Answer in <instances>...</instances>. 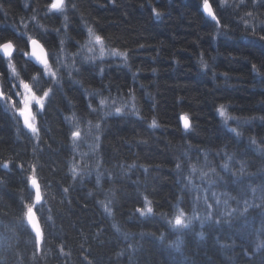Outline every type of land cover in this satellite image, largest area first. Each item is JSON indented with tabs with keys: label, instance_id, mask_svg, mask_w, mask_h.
Returning <instances> with one entry per match:
<instances>
[{
	"label": "trees",
	"instance_id": "obj_1",
	"mask_svg": "<svg viewBox=\"0 0 264 264\" xmlns=\"http://www.w3.org/2000/svg\"><path fill=\"white\" fill-rule=\"evenodd\" d=\"M22 1L0 0V42L13 39L23 49L27 40L26 36L18 37L19 30L44 36L47 48L55 53L60 39L55 29H60L61 36H68L70 56L78 50L76 42L84 44L87 39L86 22L109 47L127 51L128 62L124 66L114 59L95 65L77 63L81 73L71 79L65 76L46 112L38 117L42 131L36 143L0 108V162L11 161L12 169L0 167V264H88L85 254L91 264H264V249H256L258 237L264 239V208L251 207L240 215L244 199L261 203L253 198L248 185L264 183V172L260 171L264 156L250 144L252 137L264 142V121L260 119L264 117V41L250 34L246 37L240 23L245 10L220 12L216 0H210L222 25L228 26L219 28L224 38L217 35L215 22L202 14V0H73L76 8L69 4L66 29L63 16L46 15L48 0ZM153 9L161 13L159 18ZM261 13L264 6L256 14ZM33 15L38 22L31 19ZM41 24L50 31L45 33ZM201 56L208 68H202ZM16 63L30 80L35 70L29 67L24 71L22 53ZM254 64L257 72L253 71ZM0 72L9 74L6 62L0 63ZM77 79L80 83H73ZM6 88L10 83L6 82ZM85 89L99 91L113 101H129L131 108L134 103L142 118L113 113L103 128L98 153L90 155V160H77L70 139L71 127L75 126L65 117L75 112L82 133L89 136L87 121L95 123V114L90 115L88 104H99L95 96L86 95ZM220 105L238 118L242 137L236 138L223 126L217 112ZM182 114L188 115L193 130H182ZM153 118L159 128L148 126ZM238 120H229V127H236ZM245 120L249 123H243ZM80 149L86 152L85 144L80 143ZM205 150L222 178L211 187L199 179L194 183L200 186L201 197L208 189L214 220L203 228L200 222H194L184 235L182 250L177 252L169 247L176 234L159 214L172 213L178 201H182L186 215L192 214L197 193L185 188L187 159L202 164ZM226 153L235 154L232 170L236 176L220 167ZM177 158L185 159L183 173L176 169ZM240 161L253 175H240ZM21 162L25 169L37 164L38 178L50 185L45 190L41 221L47 243L36 260L34 234L21 225L22 188L24 197L28 196V173L17 167ZM74 163L85 172L91 170V176L83 182L73 181L70 169ZM84 163L89 164L87 169ZM97 171L102 174L100 186ZM65 187H69L68 193H64ZM110 190L115 192L112 217L98 203ZM213 191L234 197L229 206L240 211L222 217L224 206H215ZM145 196L152 200L155 216L140 217L135 211L143 206ZM196 207L199 215L209 211L202 200ZM217 218L220 224L215 223ZM114 223L120 225V233L114 230ZM200 232L203 239L198 236ZM123 233H129V238L125 239ZM61 245L66 255L61 254Z\"/></svg>",
	"mask_w": 264,
	"mask_h": 264
},
{
	"label": "snow or ice",
	"instance_id": "obj_2",
	"mask_svg": "<svg viewBox=\"0 0 264 264\" xmlns=\"http://www.w3.org/2000/svg\"><path fill=\"white\" fill-rule=\"evenodd\" d=\"M69 4L75 9L76 4L73 3V0H48L46 3V15L51 14L52 16H63L64 28H67V22L69 20L68 16V7ZM251 5V10L249 9ZM264 6V0H234L233 3H228L227 0H221V7L224 9L231 8L235 13L237 10L244 9V15L241 17V21L244 23L246 37L250 34L253 37H258L259 41H264V13L257 15L259 8ZM203 12L206 14L207 18H210L211 21L215 22L217 29L224 27L227 28V25H222L221 19L217 9H214L210 0H202ZM153 13L156 18L161 16V13L156 9H153ZM247 17L248 19H245ZM33 21L38 22L37 15H33L31 18ZM39 27L47 33L50 31L45 25H39ZM27 28V25H25ZM85 28L87 31V42L82 44L80 41H77V52L72 53L71 63L67 62L68 58V49L66 47V40L68 39L67 34L64 36L60 35V29H55L56 34L59 39V51L54 54L51 50L47 48V42L44 36L40 35H30L27 32H17L19 38L23 39L27 37V42L24 45V48L21 49L13 39H6L0 42V63L6 62L9 74L5 76L4 73L0 72V108H3L5 111H11L14 115V118H17V124H19L20 119L23 121V125L28 129L34 139L39 141L41 139L42 128L37 123L38 117L42 116L46 110L48 104L51 102V99L59 87H62L63 80L65 76L69 79L73 77L74 74H80L81 68L77 67V63H88L91 62L95 65L96 60L104 61L107 57H120L125 64L128 62V53L127 51H121L116 47H109L106 44V39L98 34L97 30L89 26L85 22ZM220 31L217 32V35H223ZM99 48V53L96 54V47ZM87 48L88 53L92 55L85 56L81 61H78L80 57L81 50ZM23 54L25 57V67L24 71L27 72L28 68H33L34 74L31 76L30 80L26 79L21 70L19 69L16 59L17 56ZM201 66L202 68H208V63L201 56ZM102 71V69H101ZM253 71L257 72V66L253 65ZM6 82L11 84V88H6ZM73 83H80V81L73 80ZM83 87V85H81ZM87 96H98L99 97V106L94 107L93 103L90 101L88 107L90 109V115L95 114V123L92 119L87 121L88 124V134L94 136L96 143L89 144L90 152L77 153V149L80 147V141L82 137V131L79 127L80 120L77 118L76 113L73 112L71 116L65 117V120L68 122H73L75 130L71 131L70 139L72 141V151L74 154H78L83 159L84 157L95 156L101 145V135L103 128L107 123V118L113 115V110L108 108L109 97H105L99 91H89L85 89ZM133 101L135 100V95L132 94ZM115 105V101H113ZM128 107L127 104L114 107L115 115H121L125 113V109ZM107 109V110H106ZM217 112L222 118L223 126L227 129L228 132L234 133L236 138L243 136V132L240 129V122L237 117L229 115L226 106L220 105L217 108ZM131 114L136 115L137 117L142 118V114L136 109L135 104L133 103L131 108ZM180 119L183 121V126L186 132L193 130V126L190 123L189 117L187 114H182ZM255 119V118H253ZM264 121V117H260ZM229 120H238L236 127H229ZM243 123H249L245 120ZM152 129L160 127L158 121L153 118L148 125ZM93 129L95 130L93 132ZM19 130V129H18ZM264 143V142H261ZM261 143L257 142L255 137L250 139V144L255 146L254 150L257 151L260 155L264 156V147L261 146ZM191 147V146H189ZM203 163L201 164L199 160L196 163H192L189 157V152L184 153V158L187 159L188 173L184 177L187 180L185 188L189 191H195L197 193L196 201L193 204L192 215L186 216L185 209L183 208L182 201H178L176 205L173 206L172 213H160L159 215L163 220H165L173 233L176 234V239L173 240L169 247L175 249V251L180 252L184 244V235L186 231H190L193 225V221H199L201 227L207 223L211 224L214 220V213L211 211L214 205L209 203V197L207 196L208 189H204L205 195L201 197L200 192L201 188L198 184L194 183L196 179L206 182L210 187L215 185L218 179L222 178L217 168L213 165L212 161L209 158L208 151L203 153ZM235 154L229 155L225 154L223 158L224 162L220 167L224 172H232L233 176H236V171L232 170V161L234 160ZM185 159L177 158L176 169L178 172L183 173L185 168ZM11 161L0 162V167L6 171H11L10 168ZM240 175H253L252 173L246 172V167L243 161H240ZM21 169V172H27L26 180L28 185V196L24 197L23 193L25 189H21V200L23 202L22 209V220L21 225L27 229L30 227L31 234H34L33 246V260H36L39 253L43 251V246L47 243L45 236V229L41 224L43 220V210L46 203L45 199V190L50 187V185L43 184V182L38 178V169L37 164H31L29 169L24 168L23 162L17 165ZM96 169L100 167L99 158L96 160ZM135 165H129V168H133ZM88 168V165L85 164V169ZM264 172V168L260 170ZM71 179L73 181L83 182L85 177H90L92 171L89 170L85 172L84 169H80L75 163L70 169ZM102 174L96 172V182L97 186L101 184ZM3 183V181H0ZM253 198H258L261 203L254 204L248 199H244L243 210L240 211L237 208H230L229 200L234 199L227 192L217 193L212 192V199L215 201V206L223 204L224 211L220 214L222 217H231L237 211H240V215H244L249 208L257 207L264 208V183L258 184L253 187L251 184L248 185ZM64 193L70 191L69 187L63 188ZM115 192L110 190L109 193H106L105 199L98 201L99 204L103 207L105 214L109 217L114 215L112 203ZM221 197H224L222 200ZM201 200L209 209L206 215L197 214L198 210L196 205H198ZM139 213L140 217L149 218L155 216L157 213L154 210V205L152 200L147 196L144 197V203L142 207H137L135 210ZM49 220L52 219L51 215L48 217ZM221 219H215L216 224H220ZM223 222L227 223V220ZM113 228L117 233L121 232L120 225L118 223L113 224ZM261 232H264V225H262ZM124 238H129V233H123ZM200 239L204 238L203 232L198 233ZM160 239L164 240L165 236L163 233L160 235ZM229 245H222V247H228ZM131 247V245H130ZM257 251L264 249V239L258 237V243L256 245ZM61 254L66 255L63 251V246L60 248ZM87 250H85V253ZM247 255V253H245ZM84 259L88 261V264H91L88 256L85 254Z\"/></svg>",
	"mask_w": 264,
	"mask_h": 264
},
{
	"label": "rangeland",
	"instance_id": "obj_3",
	"mask_svg": "<svg viewBox=\"0 0 264 264\" xmlns=\"http://www.w3.org/2000/svg\"><path fill=\"white\" fill-rule=\"evenodd\" d=\"M227 2L228 3H233L234 2V0H227ZM216 5L218 6V9H219V11L220 12H223V11H225V12H228V14H234V12H233V10L231 9V8H229V9H224V8H222L221 7V0H216ZM248 10H251V5H249V9ZM237 12V11H236ZM235 12V13H236ZM245 19H248L247 17L245 18ZM240 23H241V27H244V24L240 21ZM218 31H219V29H218ZM26 38V40H27V37H25ZM87 42V39H86V41L84 42V43H86ZM96 54H98L99 53V48H98V46L96 47ZM56 53H58V52H55L54 54H56ZM89 55H92L91 53H88V51H87V48H83L82 50H81V53H80V57L78 58V61H81L82 59H83V57H85V56H89ZM106 59H114V60H118L119 62H121V63H123V64H125L124 63V61L123 60H121V58L120 57H107ZM71 61H72V55H70V56H68V58H67V62L68 63H71ZM100 60H96L95 61V63L96 62H99ZM78 63H80V62H78ZM83 64H92L91 62H88V63H83ZM10 88H11V84H10ZM94 97V96H93ZM95 100L97 101V104H99V97L98 96H95ZM123 104H127L128 105V107L125 109V113L124 114H129V113H131V106H130V102L129 101H126V102H124V103H122V102H120V101H115V105L113 104V100L112 99H109L108 100V108L109 109H112L113 110V113H114V107L115 106H121V105H123ZM107 110V109H106ZM8 112V114L12 117V119L15 121V123H17V118H14V115H13V113L11 112V111H7ZM115 114V113H114ZM219 114V113H218ZM219 118L221 119V121H222V118L220 117V115H219ZM223 123V122H222ZM18 125H20V127L21 128H23V130H25L26 132H27V134L29 135V137L33 140V142H37V140L36 139H34L33 138V136H32V133L28 130V129H26L25 127H24V125H23V121H22V119H20V122H19V124ZM72 130H75V128L73 127V125H72V127H71V131ZM95 130L93 129V132H94ZM95 140H94V136H92V135H87V134H83L82 133V137H81V141H80V143H83V145L85 144V147H86V152H90V150H89V144H92V143H95L94 142ZM71 145H72V143H71ZM71 150H72V147H71ZM73 152V151H72ZM77 153H84L81 149H80V147H79V149H77ZM73 155H74V158L75 159H81V156L80 155H78V154H74L73 153ZM87 158H89V160L92 158L91 156H89V157H87ZM84 160V159H83ZM85 164V163H84ZM89 165V164H88ZM192 215V214H191ZM191 215H186V216H191ZM194 222H197V221H193V223ZM199 222V221H198ZM168 228H169V226H168ZM170 229V228H169ZM170 231H171V229H170ZM173 233V232H172ZM175 234V233H174ZM247 234H249V232L247 231Z\"/></svg>",
	"mask_w": 264,
	"mask_h": 264
},
{
	"label": "water",
	"instance_id": "obj_4",
	"mask_svg": "<svg viewBox=\"0 0 264 264\" xmlns=\"http://www.w3.org/2000/svg\"><path fill=\"white\" fill-rule=\"evenodd\" d=\"M201 12H202V14L206 17V14L203 12V8H201ZM206 18H207V17H206ZM208 19H210V18H208ZM180 117H181V116H180ZM180 117H179V120H180V124H181L182 130L185 131L184 126H183V121L180 119ZM29 228H30V227H29Z\"/></svg>",
	"mask_w": 264,
	"mask_h": 264
},
{
	"label": "bare ground",
	"instance_id": "obj_5",
	"mask_svg": "<svg viewBox=\"0 0 264 264\" xmlns=\"http://www.w3.org/2000/svg\"><path fill=\"white\" fill-rule=\"evenodd\" d=\"M22 2H24V0L22 1ZM202 2V1H201ZM201 8H202V3H201V5H200V10H201ZM18 22V21H17ZM17 32H20L19 30H17ZM20 33H22V32H20ZM220 37H224L225 38V35L223 34V35H219ZM120 63V65H122V66H124V64L123 63H121V62H119Z\"/></svg>",
	"mask_w": 264,
	"mask_h": 264
}]
</instances>
